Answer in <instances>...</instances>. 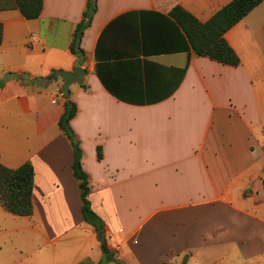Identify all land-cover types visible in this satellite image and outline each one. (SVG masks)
<instances>
[{
    "label": "crops",
    "instance_id": "crops-1",
    "mask_svg": "<svg viewBox=\"0 0 264 264\" xmlns=\"http://www.w3.org/2000/svg\"><path fill=\"white\" fill-rule=\"evenodd\" d=\"M230 1L97 0L83 58L71 43L88 0H44L35 19L0 10V160L10 168L31 161L35 169L31 216L0 203V264H99L103 243L126 261L149 264L135 239L148 224L159 219L161 230L176 213L204 205L236 209V191L253 199L245 191L264 175V160L254 158L264 151V0L225 33L238 66L187 50L146 54L141 33L135 46L115 43L110 31L97 55L102 33L122 14L138 11L131 20L138 27L161 19L148 12L168 15L181 5L207 21ZM76 66L86 74L67 96L64 79L49 76ZM98 69L129 100L113 94ZM67 97L78 106L71 126L92 209L105 222L103 243L82 214L73 143L59 125Z\"/></svg>",
    "mask_w": 264,
    "mask_h": 264
},
{
    "label": "trees",
    "instance_id": "trees-1",
    "mask_svg": "<svg viewBox=\"0 0 264 264\" xmlns=\"http://www.w3.org/2000/svg\"><path fill=\"white\" fill-rule=\"evenodd\" d=\"M263 0H231L219 9L209 20L201 21L194 14L181 5L174 6L168 15L148 12L159 16V20L143 23V26H134L132 19L138 11H130L114 19L102 33L97 55L103 45V40L110 31L116 33L118 39L115 43L131 41L135 46L141 44L146 54L168 53L173 51H193L197 56H207L218 62L238 66L240 56L228 43L225 33L250 13ZM44 7V0H0V10L19 9L27 19H35L40 16ZM98 9L97 0H88L82 21L78 24L71 43L72 52L79 58L85 56L82 47V39L85 30L90 26ZM137 32L139 35H137ZM141 33V36H140ZM4 28L0 23V44L3 40ZM131 35V36H130ZM130 36V37H129ZM140 36V37H138ZM155 45V46H151ZM99 68V67H98ZM102 80L107 88L119 99L129 100L109 86L101 73ZM7 78L16 77L26 79L27 74L9 72ZM47 80L46 78H42ZM4 80H0L2 87ZM78 106L75 101L67 97L65 112L60 118L59 125L63 132L70 138L74 147V176L78 180L80 197L82 201V214L85 221L96 230L105 227L104 220L92 209L89 198L91 187L89 174L83 168V149L78 137L71 126V120L75 117ZM77 139V143L74 140ZM98 158L103 157L101 147H98ZM35 169L31 161L23 163L17 168L5 166L0 160V203L2 206L17 216H31L34 212ZM103 257L99 264L105 261H118L115 253L110 250L107 243L102 244ZM185 257L182 264H187ZM121 263V262H120ZM166 264V262L162 263Z\"/></svg>",
    "mask_w": 264,
    "mask_h": 264
},
{
    "label": "rangeland",
    "instance_id": "rangeland-1",
    "mask_svg": "<svg viewBox=\"0 0 264 264\" xmlns=\"http://www.w3.org/2000/svg\"><path fill=\"white\" fill-rule=\"evenodd\" d=\"M262 153L260 158L254 157L258 163L264 160ZM259 179L256 192L251 185L244 194V198L253 199L243 200L236 191V209L227 203L204 205L176 213L161 230L159 219L148 224L135 238L140 240L138 253L147 257L149 264H159L166 247L173 248L162 262L166 264H182L185 257L187 264H264V175ZM120 255L117 251L118 261L102 264H140Z\"/></svg>",
    "mask_w": 264,
    "mask_h": 264
},
{
    "label": "water",
    "instance_id": "water-1",
    "mask_svg": "<svg viewBox=\"0 0 264 264\" xmlns=\"http://www.w3.org/2000/svg\"><path fill=\"white\" fill-rule=\"evenodd\" d=\"M85 74L86 70L83 67L76 66L72 70H56L49 76V79H55L58 77L63 78L65 81V93L67 96H69L70 86L75 82L82 83ZM74 142L77 143V139H75ZM97 231L99 239L104 242L105 228H100Z\"/></svg>",
    "mask_w": 264,
    "mask_h": 264
}]
</instances>
